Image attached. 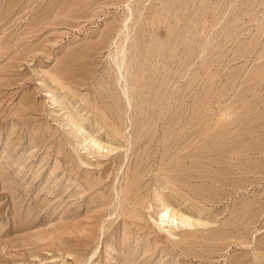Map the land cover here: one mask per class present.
Returning <instances> with one entry per match:
<instances>
[{
    "label": "rangeland",
    "instance_id": "1",
    "mask_svg": "<svg viewBox=\"0 0 264 264\" xmlns=\"http://www.w3.org/2000/svg\"><path fill=\"white\" fill-rule=\"evenodd\" d=\"M0 264H264V0H0Z\"/></svg>",
    "mask_w": 264,
    "mask_h": 264
},
{
    "label": "bare ground",
    "instance_id": "2",
    "mask_svg": "<svg viewBox=\"0 0 264 264\" xmlns=\"http://www.w3.org/2000/svg\"><path fill=\"white\" fill-rule=\"evenodd\" d=\"M166 215H164L163 217H165Z\"/></svg>",
    "mask_w": 264,
    "mask_h": 264
}]
</instances>
